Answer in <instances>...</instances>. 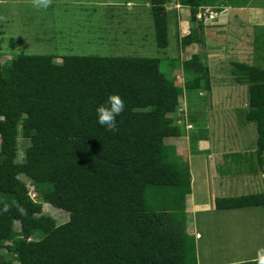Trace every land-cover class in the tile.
<instances>
[{"label": "trees", "instance_id": "trees-1", "mask_svg": "<svg viewBox=\"0 0 264 264\" xmlns=\"http://www.w3.org/2000/svg\"><path fill=\"white\" fill-rule=\"evenodd\" d=\"M168 1L148 0L159 48L168 45ZM176 1L201 31L199 7L248 4ZM202 33L180 37L182 48L204 42ZM58 57L19 53L0 63V249L9 253L0 264H197L196 216L185 211L190 170L165 140L182 133L175 119L184 92L211 91L207 64L197 54L165 65L147 56ZM179 66L189 77L182 85L174 76ZM230 74L246 86L256 173L264 152V67L233 61ZM109 94L125 103L115 132L96 123L95 108ZM43 204L65 220L45 214ZM248 207H264V190L213 199L216 210Z\"/></svg>", "mask_w": 264, "mask_h": 264}, {"label": "rangeland", "instance_id": "rangeland-1", "mask_svg": "<svg viewBox=\"0 0 264 264\" xmlns=\"http://www.w3.org/2000/svg\"><path fill=\"white\" fill-rule=\"evenodd\" d=\"M221 2L248 4L245 8L226 7L221 13L213 14V18L210 17L213 12L198 8L196 17H201L205 26L201 31L190 18L187 7L169 0L166 4L168 45L159 48L148 0H50L47 8L36 7L34 0H0V63L25 53L59 57L68 54L147 56L159 58L162 65L170 57L182 61L197 54L207 64L211 91L207 94L184 92L179 98L175 122L178 124L183 117L193 129L182 127L180 137L167 139L165 144H173L182 162L188 164L192 192L187 195L185 211L195 216L199 212V225L193 223L192 234L195 236L197 231L200 235V244L206 246L202 255L211 260L220 257L223 251L225 255L234 254L230 251L239 240L243 254L251 253L254 243L257 249L264 244V239H257L252 231L255 226L249 220L252 212L245 208L217 212L212 207L214 197L264 190V152L261 169L252 173L250 167L249 154L256 150L257 132L254 122L245 117L249 110L246 86L235 85L230 74L233 61L264 67V0ZM191 29L203 32L204 42L182 48L180 37ZM174 73L178 85L188 77L181 66ZM22 141L19 136V158L25 145ZM232 152L246 157L247 162L236 163L230 155ZM255 159L252 160L254 167ZM28 188L35 199L32 186ZM196 204H205L211 211ZM42 210L57 222L66 218L63 212L46 204ZM197 244L196 239L195 252ZM8 256L5 249H0V260Z\"/></svg>", "mask_w": 264, "mask_h": 264}, {"label": "crops", "instance_id": "crops-1", "mask_svg": "<svg viewBox=\"0 0 264 264\" xmlns=\"http://www.w3.org/2000/svg\"><path fill=\"white\" fill-rule=\"evenodd\" d=\"M249 7V6H248ZM245 8V7H243ZM233 9H237V8H233ZM253 192H257V191H253ZM200 208L201 209H205L207 212H208V208H207V205L205 204H200ZM245 210H249L250 212V217H249V220L250 222L253 221L255 226L252 227V231L254 232V234H256V238L257 239H264V207H248V208H245ZM211 211V209L209 210ZM217 212H219L218 210H215ZM199 212L198 214L196 215V218L194 220V223L195 225L197 226L198 224V221L197 219L199 218ZM199 225V224H198ZM196 226H194V228L196 229ZM197 230L199 231V228L197 227ZM197 239V252H196V259H197V264H255V261H254V257H255V254H256V250L257 248L255 247L256 246V243H254L252 245V247H254L253 249H251V253H248L246 252L245 254H243L242 252V249H240V246H241V242L239 240V243L238 244H235L232 248V253L234 254H231V255H225L223 252H220V257H218L216 260H211V258H208V257H203L205 251V247L203 243L200 244V235L197 233L196 231V235H195ZM195 239V240H196ZM224 242V241H223ZM235 243V241L233 242V244ZM262 247H264V244L262 243ZM236 252V253H235ZM207 253V251H206ZM203 254V255H202ZM243 254V255H241ZM202 259V260H201ZM203 260L205 262H203Z\"/></svg>", "mask_w": 264, "mask_h": 264}, {"label": "clouds", "instance_id": "clouds-1", "mask_svg": "<svg viewBox=\"0 0 264 264\" xmlns=\"http://www.w3.org/2000/svg\"><path fill=\"white\" fill-rule=\"evenodd\" d=\"M34 3L36 7L47 8L50 3V0H34ZM202 8L203 11L207 10V13L209 12H213L215 14L221 13V11L215 10L214 7L212 8V7L203 6ZM225 8L226 7H224V9ZM197 19H201V17ZM124 109H125V103L124 100L121 98V96L119 94H109L106 98V101L98 104L95 108L96 123L104 127L107 131L115 132L118 123L117 118L121 115ZM177 125H179L181 129L183 127L184 130H188L185 129L187 126L192 128L191 123L187 122V119L184 120L183 117L180 119ZM169 146H173V144H170ZM215 198L216 197H214V199ZM196 206H200V204H196ZM212 207H213V201H212ZM253 259L255 261V264H264V247H260L256 250V254Z\"/></svg>", "mask_w": 264, "mask_h": 264}, {"label": "built area", "instance_id": "built-area-1", "mask_svg": "<svg viewBox=\"0 0 264 264\" xmlns=\"http://www.w3.org/2000/svg\"><path fill=\"white\" fill-rule=\"evenodd\" d=\"M205 11H207V10H205ZM210 13V12H209ZM213 14H215V13H212V15L210 16L211 18H213L214 16H213ZM201 16V15H200ZM200 18V17H199Z\"/></svg>", "mask_w": 264, "mask_h": 264}]
</instances>
